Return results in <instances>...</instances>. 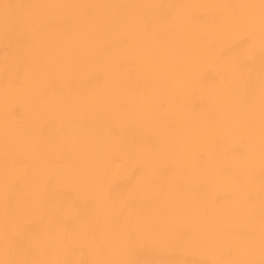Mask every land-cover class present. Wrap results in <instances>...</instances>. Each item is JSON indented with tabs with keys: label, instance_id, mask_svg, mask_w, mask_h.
<instances>
[{
	"label": "bare ground",
	"instance_id": "1",
	"mask_svg": "<svg viewBox=\"0 0 264 264\" xmlns=\"http://www.w3.org/2000/svg\"><path fill=\"white\" fill-rule=\"evenodd\" d=\"M0 264H264V0H0Z\"/></svg>",
	"mask_w": 264,
	"mask_h": 264
}]
</instances>
